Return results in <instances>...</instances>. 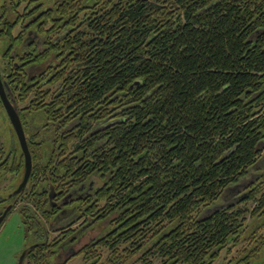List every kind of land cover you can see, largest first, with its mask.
<instances>
[{"label": "trees", "instance_id": "16d2710c", "mask_svg": "<svg viewBox=\"0 0 264 264\" xmlns=\"http://www.w3.org/2000/svg\"><path fill=\"white\" fill-rule=\"evenodd\" d=\"M42 15L33 74L54 86L24 75L18 88L25 122L38 126L15 196L38 242L25 264L53 263L48 235L63 220L53 199L92 181L66 203L67 225L94 218L108 232L81 250L83 264H217L249 209L204 211L263 158L264 0H51ZM2 153L3 174L24 171L21 148ZM259 201L252 216H264ZM257 232L247 264L264 243Z\"/></svg>", "mask_w": 264, "mask_h": 264}, {"label": "flooded vegetation", "instance_id": "af4514ba", "mask_svg": "<svg viewBox=\"0 0 264 264\" xmlns=\"http://www.w3.org/2000/svg\"><path fill=\"white\" fill-rule=\"evenodd\" d=\"M47 2L50 3L47 4ZM50 4L51 0H0V85L2 91L6 93V96L10 103L18 109L23 128L26 133L27 142L29 140V135L34 131V129H38V126H36L34 122L30 121L28 118L27 122H25L24 120L25 116L27 115L24 108L28 106V103L26 102L27 104H24L22 103L24 101L20 100L21 96H19L18 92L19 80L22 79L25 75V82L31 81L33 87L39 84L40 78H35V75L33 74L35 65L34 62H31V59L33 58V54L36 51L43 52V54L46 51V49H44V35L42 34L39 25L44 21V17L42 14L50 6ZM22 5L24 6L23 12L19 14L18 8ZM39 7H42V9H39ZM19 62L21 64L26 62L28 63L27 65L21 66ZM43 65L40 70L46 72L47 68H44ZM45 84L48 83L46 81H42L39 85L45 86ZM28 91L30 92V94H32V90ZM30 99L28 97L27 101H29ZM3 113H5L6 118L12 126V130L17 136V132L7 113L2 96L0 95V120L3 116ZM19 146L21 148L20 142ZM17 148L18 147H14L13 144L9 146L7 152L5 153V159L10 157V155L13 154V151ZM2 152V146H0V216L3 214L6 208L10 207L8 213L6 214L7 216L13 208L20 207L21 202H19L20 204L17 203V199L15 198V196L21 193L23 190L19 193H15V190L19 186L18 185L15 189L10 190L6 195L3 194L1 189V178L3 175L2 169L4 163ZM9 174L17 175L15 173ZM94 186L95 183L93 181L89 182V184L85 183L80 188L74 189L70 194H68V196H63L58 201H54L53 199V205L58 208L59 211L57 217L62 214L63 220L56 222V226L61 227L62 229L60 231L54 232V236L52 237V232L48 235L49 241L55 240L58 243L57 253L53 259L52 264H67L74 256H77L79 253L83 254L81 250L85 248L86 245L97 243L99 239L105 235V233H108L105 232L104 229V231L101 232L100 236L96 238L91 237V239L83 246H81L80 249L75 250L73 247L75 243L79 242L81 236H85L88 230L96 228L98 224L95 222L94 218L87 219V217H78L76 221L67 225L73 218H71V216H67L68 208L66 206V203L70 202L74 198L72 194H79V196H81L85 192L87 193L88 191H91ZM54 196L55 194L52 191L50 194V198L52 199ZM27 236L28 235L26 232V238L29 239L31 237L32 239L25 246L19 258L18 264H25L30 250H35L36 246L38 245V242L35 240L33 233H31L28 237ZM62 258L63 260L59 261V259Z\"/></svg>", "mask_w": 264, "mask_h": 264}, {"label": "rangeland", "instance_id": "374dc122", "mask_svg": "<svg viewBox=\"0 0 264 264\" xmlns=\"http://www.w3.org/2000/svg\"><path fill=\"white\" fill-rule=\"evenodd\" d=\"M49 3L50 2H47V4ZM23 8V5L20 6L18 8V11L22 13ZM53 86L54 85L51 84H45L44 88H50ZM22 103L25 104L26 102ZM11 127L12 126L6 118L5 113H3V116L0 120V146H2V150L4 151V153L7 152L8 147L12 144L14 147L17 146L18 148H20L18 138ZM23 176L24 172H21L17 175L9 173L3 174L1 178V189L3 194L6 195L10 190L15 189L22 181ZM261 181H264V151L261 161L257 165L252 167L246 176L241 178L236 184L233 185V187L230 188L225 196L224 201L221 200L216 203H212L207 209H205L204 212L207 213L211 209L215 208V206H220L221 204L229 205L232 203H237L239 206L249 209L248 213L246 214L245 233H242L240 242L237 245H233V243H230L228 246H226V248L221 251L220 257L216 261L217 264H247L245 263L247 259H241L246 254V251L251 248H255L254 240H248V236L253 231H258L256 241L261 238V235L264 236V226L259 227L264 223V216H260L259 214L252 216L250 212L260 203L259 198L264 193V183L261 185L263 187L262 191L258 193L255 198H252L250 200L244 199L249 192V188L253 185L259 186L261 184ZM74 199L75 198H73L71 201H73ZM102 231H104L103 225H97L96 228L88 230L86 232V235L81 236L79 242L75 243V245L73 246L74 249H80V247L88 242L91 237L96 238L100 236ZM52 236H54V232L51 233V237ZM31 239V237L29 239L26 238V229L23 223L20 208H13L0 226V264H18L19 258L25 246ZM261 245L260 247L258 246L260 254L255 257L257 259H250L248 264H260L261 262L264 264V243ZM98 249L106 258L109 253L108 248L105 246H99ZM61 260H63V258L59 259V261ZM84 262L85 261L83 254L79 253L77 256L71 258V260L67 264H83ZM155 264H160L158 259L155 261Z\"/></svg>", "mask_w": 264, "mask_h": 264}, {"label": "water", "instance_id": "95a60500", "mask_svg": "<svg viewBox=\"0 0 264 264\" xmlns=\"http://www.w3.org/2000/svg\"><path fill=\"white\" fill-rule=\"evenodd\" d=\"M0 84H1V78H0ZM0 95L2 96V99H3L4 105L6 107L7 113H8V115L11 119V122H12V124H13L16 132H17V136H18L22 151H23L24 156H25L24 176H23V179L20 182L18 188L15 190V193H19L25 189V187H26V185L30 179L32 169H33V159H32V154H31L30 149H29L26 133H25V130L23 128V124H22L18 109L10 103V101L8 100V98L6 96V93L4 91H2V89H1V85H0ZM9 209H10V207L6 208V210L0 216V224L3 221V219L5 218Z\"/></svg>", "mask_w": 264, "mask_h": 264}]
</instances>
